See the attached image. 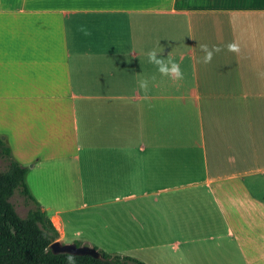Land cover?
<instances>
[{"label":"crops","instance_id":"crops-1","mask_svg":"<svg viewBox=\"0 0 264 264\" xmlns=\"http://www.w3.org/2000/svg\"><path fill=\"white\" fill-rule=\"evenodd\" d=\"M0 140L63 239L264 264V0H0Z\"/></svg>","mask_w":264,"mask_h":264},{"label":"trees","instance_id":"trees-1","mask_svg":"<svg viewBox=\"0 0 264 264\" xmlns=\"http://www.w3.org/2000/svg\"><path fill=\"white\" fill-rule=\"evenodd\" d=\"M0 264H68L67 254L53 255L48 246L58 239L51 221L34 200L25 184L26 169L11 158L10 149L0 140ZM17 192L31 207L25 217L17 215L9 199ZM76 246V243H73ZM100 259L75 256L76 264H144L122 255H110L91 246Z\"/></svg>","mask_w":264,"mask_h":264},{"label":"clouds","instance_id":"clouds-1","mask_svg":"<svg viewBox=\"0 0 264 264\" xmlns=\"http://www.w3.org/2000/svg\"><path fill=\"white\" fill-rule=\"evenodd\" d=\"M79 31H81L84 36H91V31L87 28L86 25H81L79 27ZM159 45V42H157ZM201 51L204 53V56L202 58V63L209 64L211 63L213 56L216 53H219L222 51V49L218 46H213L211 49L208 47L207 44L200 45ZM227 49L230 52H239V46L237 43L233 42L227 45ZM163 50L159 48H154L151 51L147 53L148 55V61L151 64H154L157 67L158 72L161 74V76L169 77L170 79L174 81H181L184 79V72L181 70L180 65L171 58V56H167V58H162L161 53ZM150 79L155 80V76L151 78H141L137 81L138 86L140 89H142L145 92V99H147V93L149 92L150 88ZM67 261L68 264H76V257L72 253L67 254Z\"/></svg>","mask_w":264,"mask_h":264},{"label":"rangeland","instance_id":"rangeland-1","mask_svg":"<svg viewBox=\"0 0 264 264\" xmlns=\"http://www.w3.org/2000/svg\"><path fill=\"white\" fill-rule=\"evenodd\" d=\"M6 164L7 163H6L5 160L0 159V171H3L5 169ZM28 183H29L30 187H32V185H33V191L35 193H37L39 195H41L40 194L41 192L49 194L48 187L46 188L41 180H37V184H36L37 187H35L34 184H33L34 183V179L32 178V176H30L28 178ZM9 201L13 205L14 210L17 213V215L19 217H21V218L25 217V214H26L27 210L31 207V205L28 204L16 191L10 197ZM78 213H80V212H78ZM94 236H95V233H94ZM68 237H70L68 233H66V238L65 239L61 238L60 235H58V239L56 241H58V242H60L62 244H73V243H76L79 246H86V244H84V240H83L84 238H83L82 235L79 236V237H75L76 238L75 241L68 240ZM92 245L95 246V247L97 246V244H95V243L91 244V246ZM108 245H110V244H108ZM91 246H89V247H91ZM112 247H114V245Z\"/></svg>","mask_w":264,"mask_h":264},{"label":"water","instance_id":"water-1","mask_svg":"<svg viewBox=\"0 0 264 264\" xmlns=\"http://www.w3.org/2000/svg\"><path fill=\"white\" fill-rule=\"evenodd\" d=\"M49 251L53 255L72 253L75 256H90L94 259H100L99 254L92 247L76 246L75 244H62L58 241L48 246Z\"/></svg>","mask_w":264,"mask_h":264}]
</instances>
